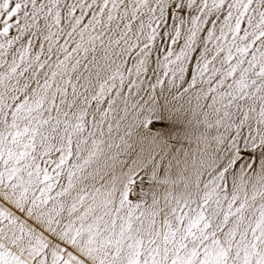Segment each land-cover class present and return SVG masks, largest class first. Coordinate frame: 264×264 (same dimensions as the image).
<instances>
[{
    "label": "snow or ice",
    "instance_id": "obj_1",
    "mask_svg": "<svg viewBox=\"0 0 264 264\" xmlns=\"http://www.w3.org/2000/svg\"><path fill=\"white\" fill-rule=\"evenodd\" d=\"M0 264H264V0H0Z\"/></svg>",
    "mask_w": 264,
    "mask_h": 264
}]
</instances>
